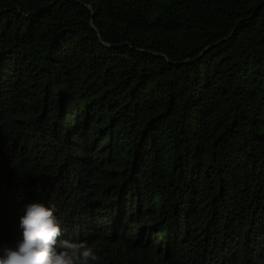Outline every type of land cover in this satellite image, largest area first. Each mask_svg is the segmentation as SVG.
<instances>
[{"label": "trees", "instance_id": "trees-1", "mask_svg": "<svg viewBox=\"0 0 264 264\" xmlns=\"http://www.w3.org/2000/svg\"><path fill=\"white\" fill-rule=\"evenodd\" d=\"M33 201L95 264H264V0H0V255Z\"/></svg>", "mask_w": 264, "mask_h": 264}, {"label": "clouds", "instance_id": "clouds-1", "mask_svg": "<svg viewBox=\"0 0 264 264\" xmlns=\"http://www.w3.org/2000/svg\"><path fill=\"white\" fill-rule=\"evenodd\" d=\"M53 205L33 201L24 205L16 248L4 249L0 264H95L96 251L85 242L65 239Z\"/></svg>", "mask_w": 264, "mask_h": 264}]
</instances>
